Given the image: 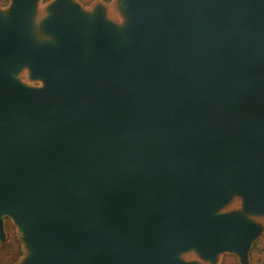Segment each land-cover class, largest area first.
Returning a JSON list of instances; mask_svg holds the SVG:
<instances>
[{"label":"water","instance_id":"1","mask_svg":"<svg viewBox=\"0 0 264 264\" xmlns=\"http://www.w3.org/2000/svg\"><path fill=\"white\" fill-rule=\"evenodd\" d=\"M127 3L129 43L94 21L87 63L67 0L57 50L30 43L31 0L0 23V236L4 214L25 226L30 264L243 256L258 233L216 212L234 193L264 211V0ZM25 61L43 88L18 82Z\"/></svg>","mask_w":264,"mask_h":264},{"label":"bare ground","instance_id":"2","mask_svg":"<svg viewBox=\"0 0 264 264\" xmlns=\"http://www.w3.org/2000/svg\"><path fill=\"white\" fill-rule=\"evenodd\" d=\"M67 2L74 9L75 15L77 17L79 16L82 20L81 24L76 26L75 29L80 40L81 55L85 63L88 62L91 52L92 41L90 34L91 26L94 21H99L103 24L111 23L113 25L116 48H121L129 43V32L132 26V21L128 11L127 0H115L112 5L96 3L88 9L81 8L75 0H67ZM253 2L255 4H260L262 0H253ZM31 3L32 4L24 20L25 33L30 43L34 49L48 48L52 51L57 50L60 43L58 35L53 31L44 34L42 27L45 28V23L53 16L58 0L51 3L49 2V4L43 6L38 3V0H31ZM14 5L15 0H13L10 10H13ZM10 10L0 8L1 25L6 26L9 23L11 18ZM262 39L264 43V30L262 32ZM31 67L30 61H25L23 63V68L25 70L29 71ZM224 208L225 206L220 207L216 214L229 216L235 215L253 222L263 221V217H261L260 213L258 214L245 207H243L241 212H225ZM27 248L31 252V255L24 258L20 264H30L31 262L34 249L29 246H27ZM204 258L205 257H203L197 250V247L194 246L185 250H177L172 256V259L179 264H204L203 262H206Z\"/></svg>","mask_w":264,"mask_h":264},{"label":"rangeland","instance_id":"3","mask_svg":"<svg viewBox=\"0 0 264 264\" xmlns=\"http://www.w3.org/2000/svg\"><path fill=\"white\" fill-rule=\"evenodd\" d=\"M56 0H38L40 5H47ZM83 9H88L96 3L112 5L115 0H75ZM13 0H0L1 9L12 7ZM12 10H10L11 12ZM130 14V13H129ZM133 19V14H130ZM121 22V20H120ZM43 33L50 32L44 27ZM94 29V27H93ZM31 69L21 68L17 74V80L30 89H41L45 86V79L40 77L31 78ZM36 78V79H35ZM226 203L225 212H241L244 207V198L241 194H232ZM263 221L252 222L259 228L258 233L250 241L245 254L242 256L237 251L225 250L215 257L204 258V264H264V211L258 212ZM3 235L0 236V264H20L24 258L31 255L23 237L25 226L19 224L11 215L4 214L1 217ZM198 250V248H197ZM199 251V250H198ZM200 252V251H199Z\"/></svg>","mask_w":264,"mask_h":264}]
</instances>
